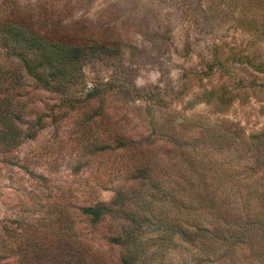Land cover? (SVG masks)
Segmentation results:
<instances>
[{
    "label": "rangeland",
    "instance_id": "374dc122",
    "mask_svg": "<svg viewBox=\"0 0 264 264\" xmlns=\"http://www.w3.org/2000/svg\"><path fill=\"white\" fill-rule=\"evenodd\" d=\"M5 10L104 35L120 54L83 67L70 108L32 88L0 48V264H20L19 247L54 237L60 219L71 226L67 240L120 264L121 249L107 240L111 221L93 227L81 209L108 204L126 186L132 156L120 142L147 124L148 158L208 152L230 167L214 173L226 192L220 214L237 236L231 264H264V0H0ZM174 136L181 151L170 146ZM184 181L189 187L191 174ZM181 246L166 249L168 263L196 264L192 245Z\"/></svg>",
    "mask_w": 264,
    "mask_h": 264
},
{
    "label": "trees",
    "instance_id": "16d2710c",
    "mask_svg": "<svg viewBox=\"0 0 264 264\" xmlns=\"http://www.w3.org/2000/svg\"><path fill=\"white\" fill-rule=\"evenodd\" d=\"M117 43L104 35L50 26L8 10L0 14V48L17 61L32 88L61 97L60 104L70 108L78 100L68 96L81 84L83 67L116 58L120 54ZM90 99L104 101L105 95L93 93ZM41 117L37 116L36 125H40ZM143 128L151 129V125ZM144 131L137 132L140 138L126 132L125 141L120 142L123 152L132 156L126 186L117 189L108 204L82 208V215L93 227L111 221L107 240L121 249L120 264H169L166 249L183 243L192 245L196 264L233 263L237 236L220 214V197L226 192L216 184L222 179L214 173L218 169L227 175L230 167L218 164L208 152L199 160L191 154L186 158L185 153L178 152L181 142L175 136L170 146L178 152L177 159L170 151V159L152 160L143 146L149 140ZM36 133L31 130L26 137L32 139ZM184 154L186 159L181 160ZM180 168L186 174L184 179ZM197 173L196 185L193 176ZM188 174L192 177L189 187L184 181ZM61 220L53 224L54 237L26 240L19 247L20 264H103L79 241L67 240L64 233L71 226Z\"/></svg>",
    "mask_w": 264,
    "mask_h": 264
}]
</instances>
